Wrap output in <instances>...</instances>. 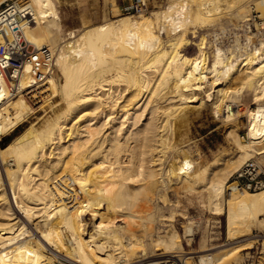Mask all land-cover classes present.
<instances>
[{
	"label": "bare ground",
	"instance_id": "1",
	"mask_svg": "<svg viewBox=\"0 0 264 264\" xmlns=\"http://www.w3.org/2000/svg\"><path fill=\"white\" fill-rule=\"evenodd\" d=\"M255 1L171 0L148 16L122 15L116 6L112 20L89 26L81 14L73 28L64 1L24 2L32 15L24 38L52 49L62 80L52 75L38 85L26 75L12 93L0 70V141L33 110L21 90L33 87L35 101L60 96L61 108L0 147V264H241L255 242L264 246V189L225 200L244 162L264 165V38L223 44L234 19L250 20L253 5L264 14ZM206 27L213 32L198 36ZM206 112L225 123L234 146L210 169L194 168L190 130ZM174 190L207 195L216 215L226 204L227 238L236 245L221 248L204 234L201 248L186 252L175 232L152 233L157 203ZM138 220L149 222L146 235L137 228L148 249L137 239ZM193 231L189 224L186 233Z\"/></svg>",
	"mask_w": 264,
	"mask_h": 264
},
{
	"label": "rangeland",
	"instance_id": "2",
	"mask_svg": "<svg viewBox=\"0 0 264 264\" xmlns=\"http://www.w3.org/2000/svg\"><path fill=\"white\" fill-rule=\"evenodd\" d=\"M20 1L27 2L28 0H20ZM63 1L65 3V4L63 3L65 7L62 5L65 8V9L63 8L64 12L67 10L66 12L68 13L71 12V15H72L74 11L73 15L70 16V19L69 18L67 19L69 22H66L68 24L67 26H69L70 28H73L74 26H77L78 24L80 25L82 16L84 18L87 17L86 19H88L87 21L89 22L88 23L89 26L112 20L115 14L116 6L119 8L120 13L122 15H129L128 13L123 12V8L125 6L130 5V3H132L134 0H66V1L61 0V2ZM144 1L147 3L149 7V11H148L149 13L148 12L145 13L146 16L150 15L151 12H156L158 10L161 11V9L165 8L171 2V0H144ZM66 3H67V6H66ZM252 7H256V6L253 5ZM1 8L2 7H0V9ZM84 8L87 10V12ZM79 11L80 13H78ZM77 13L79 16L77 15ZM251 13H252V9L250 10L249 14ZM130 14L138 15L140 13L132 12ZM75 17L77 20L75 19ZM79 17H80V20L78 19ZM233 23L235 24L234 27H237L240 25L241 21L234 19ZM209 28L210 27H206L205 28L206 30L204 29L203 32L199 31L198 32L199 35L198 33L197 35L200 36V34L201 35L206 34L209 31L208 30ZM212 32L209 31L208 33L210 34ZM226 35H227V32H226ZM211 37H212L211 42L213 43L214 35H211ZM225 39H223L224 42L222 41L224 46L227 47V46L233 45V41H234L233 34H231V36L230 35L226 36ZM194 48H195L194 46H191V47H188L185 51L187 54L191 55L194 53V51H196V48L195 49ZM54 76L57 79L59 78V80L61 79V75L57 71V67H56ZM49 93L48 95L45 94L44 96H42V100L39 99L35 101L33 99L26 97L33 110L27 117V121H25L15 132L10 134L9 136H3L2 140L0 141L1 148L6 147L15 138V136L23 132L31 124L38 123L37 126H40L43 123V121L40 120L43 116L45 115L51 116L57 113V111L61 108V105H57L61 103L60 101L61 97L58 96L55 99L54 98L51 99V97L49 96L50 95ZM48 99H50V101ZM248 105H251V102H249ZM251 106L255 107L256 105H251ZM206 114H204V116L199 118V120L195 121V123L192 125L191 130H190L191 132L190 136L193 139V144L191 145L188 151H190L189 153L191 155L192 154L194 156L196 155L197 159L194 162L195 165L193 164L194 168L198 166L200 167L208 166L209 167L208 169H210L213 163L215 162V160L222 157L226 152L230 151L234 146L233 143L228 139L227 129H226L228 127L225 126V123L222 121H218L217 118L211 114V112H206ZM242 118L239 120V123L237 125L239 126V129L238 127L237 129L239 130L241 140L243 139L242 141L246 142L247 140V135L245 133L246 118L245 117H242ZM221 122L224 124H222ZM256 161L259 162L260 160H256ZM260 165L264 167L263 162H261ZM182 168H184V166ZM175 170L174 169L172 170V173H171L172 177H175L179 173ZM225 200L226 201L228 200L227 194H225ZM150 207L153 208V210H155V206L153 207V205H151ZM216 214L218 213L215 210L210 209L209 207V201H208L207 195L201 194L198 191L197 192H184V191L174 190L166 198L161 199V201L157 203L156 220L158 218L159 220L158 222L155 220L154 224H149L148 228L150 226L152 228V225H154L155 229L153 228L151 232L156 233V230L158 229V232L161 233V235H163L164 234L163 232L166 231L167 229L172 232H175L177 236L179 237V240H182L181 242L186 252H193V251L199 250L202 246V237L204 234H207L208 236L213 237V239L215 240L213 241V239H211L212 241H210V243H214V244L216 243L218 245H222L221 248L236 245V244L229 245V241L227 238L228 237L227 235V205L225 204L224 206V215H216ZM88 215H86L87 217L86 219H87V222H89L88 227L91 230L92 220H91V215L90 214ZM124 220L121 221L122 223L117 222L118 223L117 225L125 226L126 225L125 223L127 220L126 221ZM136 223H137L136 224L137 227L135 226V229H137L138 227H140L141 229V225H143L142 226L144 227L143 230L144 231L146 230V232L144 233L142 229L140 232H143L146 235L148 231L147 230L148 228L146 226L148 225L147 223L149 222L148 221L143 222L142 224V222L138 220L136 221ZM138 223L139 224L141 223L140 226H138L139 225ZM145 224L146 226H144ZM189 224H191L194 230L192 235H189L186 233V227ZM138 229L137 231L135 230L137 235L140 233ZM153 230L155 232H153ZM255 234H257V232H255ZM141 235L142 234L140 233L138 236H141ZM138 236H136V238ZM143 236L138 237L137 239H139L138 240L139 243L144 245L143 246L144 248L148 249L147 239H149V237L148 236L143 237ZM155 236H153L154 238L153 237L152 238L155 239L156 238ZM256 238H262V237H256ZM141 239L144 241L145 244L143 243ZM144 239L146 240V242ZM142 245L139 247L138 250L139 252H141L139 253L141 254V257H144L146 256V252L148 250L145 249L146 250L145 252L143 250L144 248L142 247ZM262 252H264L263 244L261 242L260 243L255 242L253 249L243 252L245 258L241 264H258V259L262 257V254H261ZM247 253H249L248 256H246ZM189 261L194 264H197L199 260L197 258L196 259L193 258V259H190ZM140 264H143V263H140ZM175 264H178V263L175 262Z\"/></svg>",
	"mask_w": 264,
	"mask_h": 264
},
{
	"label": "built area",
	"instance_id": "3",
	"mask_svg": "<svg viewBox=\"0 0 264 264\" xmlns=\"http://www.w3.org/2000/svg\"><path fill=\"white\" fill-rule=\"evenodd\" d=\"M264 5V0H260ZM0 9V70L9 76L12 93H16L18 81L26 75H31L38 85L44 84L54 75L55 53L50 47L35 49L24 38L22 24L32 19L29 9L20 0H10ZM149 7L144 0H134L123 8L125 13H147ZM233 45L256 44L264 38V14L258 13L256 7L252 8L250 20L233 28ZM230 34V35H231ZM238 41V42H237ZM33 87L21 90L23 95ZM229 188V189H228ZM264 189V167L254 159L244 162L231 176L226 194L228 198L234 193L258 192Z\"/></svg>",
	"mask_w": 264,
	"mask_h": 264
}]
</instances>
